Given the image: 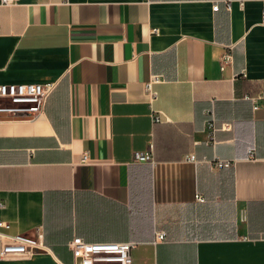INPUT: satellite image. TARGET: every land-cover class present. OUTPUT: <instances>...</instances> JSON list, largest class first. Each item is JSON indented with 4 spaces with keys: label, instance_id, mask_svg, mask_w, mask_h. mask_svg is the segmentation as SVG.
Masks as SVG:
<instances>
[{
    "label": "crops",
    "instance_id": "crops-1",
    "mask_svg": "<svg viewBox=\"0 0 264 264\" xmlns=\"http://www.w3.org/2000/svg\"><path fill=\"white\" fill-rule=\"evenodd\" d=\"M263 10L259 0L0 5V84L56 83L43 110L14 105L0 120V218L11 233L42 228L49 248L0 264H79L77 236L138 242L133 264H264V110L244 99L264 86ZM147 151L154 163L135 161Z\"/></svg>",
    "mask_w": 264,
    "mask_h": 264
},
{
    "label": "built area",
    "instance_id": "built-area-1",
    "mask_svg": "<svg viewBox=\"0 0 264 264\" xmlns=\"http://www.w3.org/2000/svg\"><path fill=\"white\" fill-rule=\"evenodd\" d=\"M17 0H0V5H10ZM264 1V0H259ZM228 9H231V0H226ZM219 5L216 4L214 9L217 10ZM264 22V10H263ZM157 32V29H154ZM160 81V76L154 75L146 82V92L154 97L155 91L153 84ZM56 88V83H3L0 84V100L4 107L0 108V112L14 109L12 106L17 105L19 109H35L38 112L43 110L47 98ZM244 99L252 104L254 111L264 110V86L257 90L250 91L244 95ZM4 101L10 104H4ZM155 120H159L156 117ZM210 128L216 130L214 122L209 124ZM229 123H224L221 128H230ZM249 158L254 159V150L249 148ZM89 158L87 153L83 154L82 160L87 161ZM186 158L192 161L196 160L194 154L186 155ZM136 162L154 163L153 155L150 151L136 152L134 157ZM218 166H230L232 163L226 160H219ZM198 201H205L201 194L196 195ZM0 206L2 204L0 203ZM11 224L0 218V260H18L31 258L35 253L47 251L49 248L45 244V236L43 229L38 227L34 234L11 233L9 230ZM167 233L158 231L156 240H165ZM138 246L136 241L124 242H88L82 237H74L69 242L73 256L79 261V264H133L132 251ZM78 264V263H77Z\"/></svg>",
    "mask_w": 264,
    "mask_h": 264
},
{
    "label": "water",
    "instance_id": "water-1",
    "mask_svg": "<svg viewBox=\"0 0 264 264\" xmlns=\"http://www.w3.org/2000/svg\"><path fill=\"white\" fill-rule=\"evenodd\" d=\"M14 118L13 116L7 115L5 112H0V120H6Z\"/></svg>",
    "mask_w": 264,
    "mask_h": 264
},
{
    "label": "rangeland",
    "instance_id": "rangeland-1",
    "mask_svg": "<svg viewBox=\"0 0 264 264\" xmlns=\"http://www.w3.org/2000/svg\"><path fill=\"white\" fill-rule=\"evenodd\" d=\"M3 103H4V104H10V102H8V101H4Z\"/></svg>",
    "mask_w": 264,
    "mask_h": 264
}]
</instances>
